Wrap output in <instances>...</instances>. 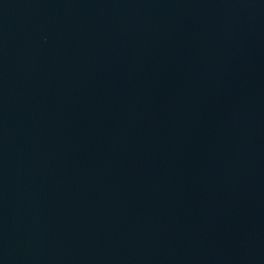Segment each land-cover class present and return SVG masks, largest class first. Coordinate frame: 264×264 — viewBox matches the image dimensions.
Segmentation results:
<instances>
[{"label":"water","instance_id":"obj_1","mask_svg":"<svg viewBox=\"0 0 264 264\" xmlns=\"http://www.w3.org/2000/svg\"><path fill=\"white\" fill-rule=\"evenodd\" d=\"M0 264H264V0H0Z\"/></svg>","mask_w":264,"mask_h":264}]
</instances>
